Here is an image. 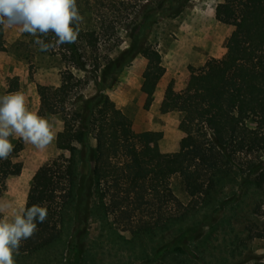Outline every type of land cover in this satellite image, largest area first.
<instances>
[{
	"label": "rangeland",
	"instance_id": "1",
	"mask_svg": "<svg viewBox=\"0 0 264 264\" xmlns=\"http://www.w3.org/2000/svg\"><path fill=\"white\" fill-rule=\"evenodd\" d=\"M222 1L76 0L83 17L79 29L94 30L98 39L101 68L94 73L85 72L62 58L57 53L61 46L55 48L57 51H40L34 43L36 37L20 31L19 26L4 30L6 48L0 49V96L22 90L27 108L49 120L55 139L41 150L20 138H11L14 151L7 160H0V200L11 202L14 209L25 207L34 172L54 161L59 169H67L71 152L56 144L57 133L64 128V113L81 109L100 89L109 96L113 106L131 117V141L137 142L131 139L133 131L135 135L163 131L167 137L159 138L161 148L165 152L178 151L181 142L196 131V123L186 116L194 103L189 95L196 82L206 77L212 64L225 59L227 43L238 31L235 24L216 17V6ZM45 42H49V37ZM147 44L157 46L166 67L153 94L144 89L148 58L139 50ZM86 52L90 69L94 58L90 57V51ZM104 68L108 69L107 74L103 73ZM64 81H69L72 87L60 104V112H42L39 85L49 90ZM191 127H195L192 134ZM98 129L94 125L89 134L93 147L98 143ZM257 158L262 167L259 172L229 176L219 192L225 204L217 202L209 208L198 207L192 211V230L184 238L187 245L179 241L176 227L163 232L161 237L126 242L103 229L99 218L91 215L81 225L65 220L58 240L33 253L15 254V264H253L264 261V237L258 235L264 227V152ZM81 168L90 174L92 181L93 163L82 161ZM171 185L178 198L188 204L191 196L179 173L172 176ZM77 227L86 230V235L79 236ZM119 231L130 237L123 226H119ZM205 237L207 241L202 243ZM182 260L186 262L181 263Z\"/></svg>",
	"mask_w": 264,
	"mask_h": 264
},
{
	"label": "trees",
	"instance_id": "2",
	"mask_svg": "<svg viewBox=\"0 0 264 264\" xmlns=\"http://www.w3.org/2000/svg\"><path fill=\"white\" fill-rule=\"evenodd\" d=\"M216 17L235 24L238 31L227 43L225 59L216 60L189 95L194 103L186 116L196 123L195 133L181 142L178 151L156 153L149 141L161 138L163 131H150L146 142L131 141V117L113 106L101 89L81 109L65 112L64 128L56 142L71 152L68 167L61 170L54 161L33 176L25 208L46 205L48 217L38 223L31 239L22 242L18 254L51 246L61 237L65 220L81 225L91 215L99 218L103 229L126 242L161 237L176 227L182 243L192 230L195 208L225 204L219 192L232 173L259 172L262 167L257 157L264 152V0H224L216 6ZM79 30L75 43L53 51L94 73L101 68L98 39L94 30ZM48 37L53 42L51 33ZM5 48L4 30L0 29V49ZM139 50L148 58L144 89L153 94L166 72L162 54L152 44ZM86 51L94 58L90 69ZM102 71L108 73V69ZM71 87L69 81L49 90L39 85L41 111L60 112ZM94 125L99 126L96 147L89 142ZM82 161L93 163L92 181L81 168ZM176 173L191 196L188 204L172 189ZM77 231L79 236L86 235V230L77 227ZM258 235L264 237V227ZM206 241L207 237L202 243Z\"/></svg>",
	"mask_w": 264,
	"mask_h": 264
},
{
	"label": "clouds",
	"instance_id": "3",
	"mask_svg": "<svg viewBox=\"0 0 264 264\" xmlns=\"http://www.w3.org/2000/svg\"><path fill=\"white\" fill-rule=\"evenodd\" d=\"M82 21L76 0H0V29L19 26L36 37L40 51L75 43ZM50 33L53 42H45ZM11 138L41 150L55 139L49 120L27 108L22 90L0 96V160H7L14 151ZM47 217L46 205L14 209L11 202L0 200V264H15L22 242L31 239L38 223Z\"/></svg>",
	"mask_w": 264,
	"mask_h": 264
},
{
	"label": "crops",
	"instance_id": "4",
	"mask_svg": "<svg viewBox=\"0 0 264 264\" xmlns=\"http://www.w3.org/2000/svg\"><path fill=\"white\" fill-rule=\"evenodd\" d=\"M194 128L195 127H193V128L191 127V134L194 132ZM166 137H167V134H165L163 136V138H166ZM131 139H133L134 141H137V142H146V141H149V132L146 133V134H141V135H139V134L137 135L136 134L135 135L134 134V131H133V134H131ZM149 143H150L152 149H154V152H156V153L165 152V149L161 148V143H162L161 139H159V140L156 139V140H153V141H149ZM56 144H57V142H56ZM62 168L64 169V168H66V166L63 165ZM35 173L36 172H34L33 174L35 175ZM31 176H30V178H32ZM27 198H28V196H27Z\"/></svg>",
	"mask_w": 264,
	"mask_h": 264
}]
</instances>
